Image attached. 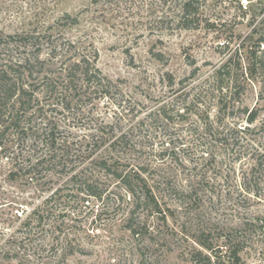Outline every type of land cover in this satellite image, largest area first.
<instances>
[{"label": "rangeland", "instance_id": "374dc122", "mask_svg": "<svg viewBox=\"0 0 264 264\" xmlns=\"http://www.w3.org/2000/svg\"><path fill=\"white\" fill-rule=\"evenodd\" d=\"M241 1L0 0V64L23 56L7 36L40 35L48 74L60 73L49 54L65 43L66 56L95 51L109 82L57 104L40 98L35 116H10L17 131L0 119V264H233L231 250L238 264H264V0ZM49 127L65 173L83 170L100 197L80 193L72 175L23 177ZM124 163L146 170L164 221L131 213L112 176ZM34 208L43 225L21 230Z\"/></svg>", "mask_w": 264, "mask_h": 264}, {"label": "trees", "instance_id": "16d2710c", "mask_svg": "<svg viewBox=\"0 0 264 264\" xmlns=\"http://www.w3.org/2000/svg\"><path fill=\"white\" fill-rule=\"evenodd\" d=\"M190 6V1L184 2L180 6L181 21L187 19ZM189 27L188 25H182V28L185 30L190 29ZM30 35L32 36H7L9 40H20L19 43L22 44L21 47H23L22 51L24 52L21 59L16 63L0 64V119L4 116L9 118L7 120L10 121V124H8L7 129H10V127L14 129V127H16V131L19 125H11L10 116H12V114L16 116L19 113H21V115L30 113V116H35L37 110H34L32 105L39 101L40 98H47V100L56 102L61 99L64 100L66 97L75 96L78 94L77 92L79 90L86 88V86L99 91L105 87V82L109 83L108 79L96 68L98 58L95 51L90 57L83 54L75 55L72 52V54L66 56V53L70 50L69 48L64 50L66 46L65 43L53 46L49 54L51 60H56V64L61 68L59 70L60 73L48 74L50 70H43L46 63L39 59L42 55L40 48V41L42 38L40 35ZM256 42H258V48L261 44L264 45V35L261 34ZM29 46L33 49V55L28 51L27 47ZM32 61L39 64L41 76L33 77L31 75V70L29 68ZM70 61L71 63L67 64ZM28 80H31L32 83L28 82ZM37 80L39 84L37 83L36 85L34 83ZM18 123H20V121ZM50 125L51 124H49V126ZM1 132L2 131H0V133ZM45 132L43 146L46 148V152L37 158L36 164H33V168L31 165H28L20 170L23 172V177H28L31 184L36 183L41 185L44 179L46 181H51L56 177L65 178L72 175L69 177L68 183L78 185V191H80V193H85L88 196L100 197V195L93 190V181L82 174L84 172L83 170L75 172L76 166L72 165L69 172L65 173V170L68 169V164L61 162L65 156V151L55 148L56 139L52 127H49ZM22 134H24V130H22ZM113 144H115V142H113ZM107 163L108 161L101 162L100 164L101 168L105 169L108 173L112 167L109 166L106 168ZM124 165L128 167V172H126V170H122L119 173L114 171L112 176L118 180L122 190L130 199L131 213L139 210L146 211L152 216L156 214L160 215L161 219L164 221L168 209L162 207V196H160L156 188L150 184L145 177L144 173L146 170L143 168H136L137 170H134L135 167L131 164L124 163ZM58 173L63 175L57 176ZM40 175H43V177H40ZM12 176H14V174H12ZM59 191L60 189H57L50 198L56 196ZM40 212L41 210L39 211V208H34L28 213L27 210H23L21 215H25V217L19 224V228L25 230L27 228H37L43 225ZM136 228L137 226L128 227V231L131 235H139ZM198 245L208 250L209 254L213 252L212 248H208L205 244L198 243ZM197 254L201 255L199 252H197ZM229 257L233 264H238L240 261L237 251L231 250Z\"/></svg>", "mask_w": 264, "mask_h": 264}, {"label": "built area", "instance_id": "2783aa9c", "mask_svg": "<svg viewBox=\"0 0 264 264\" xmlns=\"http://www.w3.org/2000/svg\"><path fill=\"white\" fill-rule=\"evenodd\" d=\"M246 3H247L246 0H242V1H241V5H242V6H244Z\"/></svg>", "mask_w": 264, "mask_h": 264}]
</instances>
